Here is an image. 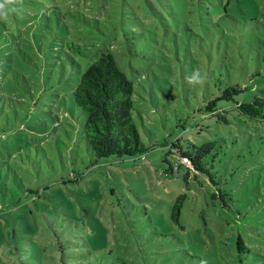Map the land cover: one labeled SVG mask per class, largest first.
<instances>
[{
    "label": "rangeland",
    "instance_id": "1",
    "mask_svg": "<svg viewBox=\"0 0 264 264\" xmlns=\"http://www.w3.org/2000/svg\"><path fill=\"white\" fill-rule=\"evenodd\" d=\"M15 7L0 21V172L12 184L46 173L70 181L94 232L95 252L78 249L77 259L264 264V120L232 110L231 124L218 121L202 110L211 90L185 79L198 67L207 79L248 86L237 99L264 96V0H22ZM103 52L135 83L136 120L151 145L145 160H96L83 140L84 112L71 92ZM59 55L67 78L43 91L40 70L58 62L60 71ZM178 138L185 148L188 140L216 141L210 171L233 205L212 197L208 173L170 171L176 156L168 151ZM182 194L178 223L172 210ZM240 234L250 251L239 253Z\"/></svg>",
    "mask_w": 264,
    "mask_h": 264
},
{
    "label": "trees",
    "instance_id": "2",
    "mask_svg": "<svg viewBox=\"0 0 264 264\" xmlns=\"http://www.w3.org/2000/svg\"><path fill=\"white\" fill-rule=\"evenodd\" d=\"M57 58L60 71L58 62L55 69L40 70L43 91L52 89L67 78L65 59L62 55ZM81 73L71 95L84 112L82 136L90 154L96 160L138 155L145 160L151 145L145 141L136 120L135 83L117 57L112 52H103ZM203 87L211 90L212 97L202 110L216 116L218 121L231 124L233 111L243 118L264 120V96L256 95L248 101L246 98L237 99L236 96L248 88L237 79H207ZM43 91L41 97L46 95ZM220 101L233 102V107H221ZM188 142L187 148L181 138L170 144L168 155L176 156L170 171L178 172L182 166H187L190 171L208 173L216 186L212 197L220 200L224 207L233 205L229 191L216 182L210 171L213 160L210 162L208 159L216 141L202 145ZM183 157L190 160V165L182 161ZM176 163L178 168L174 171ZM49 176L46 173L37 179H15L12 184L6 182L0 172V264H72L75 261L82 264L77 259L78 249L86 250L90 255L95 252L93 241L88 238L94 237V232L89 230L84 215L80 217L79 204L67 190L70 181L63 177L52 180ZM185 196L180 195L173 205L172 218L178 223ZM237 249L239 253L250 251L241 234ZM88 264L100 263L91 260Z\"/></svg>",
    "mask_w": 264,
    "mask_h": 264
},
{
    "label": "clouds",
    "instance_id": "3",
    "mask_svg": "<svg viewBox=\"0 0 264 264\" xmlns=\"http://www.w3.org/2000/svg\"><path fill=\"white\" fill-rule=\"evenodd\" d=\"M22 4V0H0V21H7L10 12H15L16 5ZM187 83L193 87L204 86L207 82L206 73H202L200 68H195L190 76L185 77Z\"/></svg>",
    "mask_w": 264,
    "mask_h": 264
},
{
    "label": "built area",
    "instance_id": "4",
    "mask_svg": "<svg viewBox=\"0 0 264 264\" xmlns=\"http://www.w3.org/2000/svg\"><path fill=\"white\" fill-rule=\"evenodd\" d=\"M182 161H183L184 163L190 165V160H189L187 157H183V158H182ZM175 168H178L177 163L175 164Z\"/></svg>",
    "mask_w": 264,
    "mask_h": 264
}]
</instances>
